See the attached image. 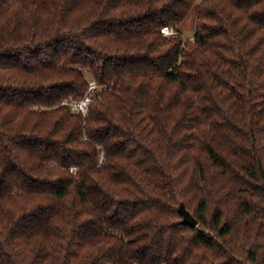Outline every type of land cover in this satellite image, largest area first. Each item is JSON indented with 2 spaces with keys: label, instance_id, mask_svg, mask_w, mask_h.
Wrapping results in <instances>:
<instances>
[{
  "label": "trees",
  "instance_id": "trees-1",
  "mask_svg": "<svg viewBox=\"0 0 264 264\" xmlns=\"http://www.w3.org/2000/svg\"><path fill=\"white\" fill-rule=\"evenodd\" d=\"M0 264H264V0H0Z\"/></svg>",
  "mask_w": 264,
  "mask_h": 264
},
{
  "label": "built area",
  "instance_id": "built-area-1",
  "mask_svg": "<svg viewBox=\"0 0 264 264\" xmlns=\"http://www.w3.org/2000/svg\"><path fill=\"white\" fill-rule=\"evenodd\" d=\"M162 32L165 36L174 34L173 29L169 27L163 28ZM100 90L101 87L99 84L96 81L91 80L89 81L87 90L82 97L65 99L60 105L68 107L71 113L74 115L86 117L89 113L92 103L94 102V98L98 95Z\"/></svg>",
  "mask_w": 264,
  "mask_h": 264
},
{
  "label": "rangeland",
  "instance_id": "rangeland-1",
  "mask_svg": "<svg viewBox=\"0 0 264 264\" xmlns=\"http://www.w3.org/2000/svg\"><path fill=\"white\" fill-rule=\"evenodd\" d=\"M179 29L185 39H192L196 30V9L180 24Z\"/></svg>",
  "mask_w": 264,
  "mask_h": 264
},
{
  "label": "water",
  "instance_id": "water-1",
  "mask_svg": "<svg viewBox=\"0 0 264 264\" xmlns=\"http://www.w3.org/2000/svg\"><path fill=\"white\" fill-rule=\"evenodd\" d=\"M179 213L182 216L183 220L182 223L189 225L191 227H196L198 224V221L193 217V215L186 209V206L184 203H181L179 205Z\"/></svg>",
  "mask_w": 264,
  "mask_h": 264
}]
</instances>
